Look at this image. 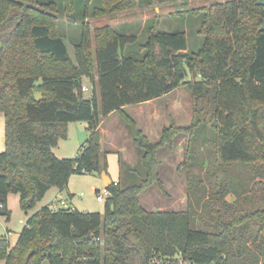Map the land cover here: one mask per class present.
Listing matches in <instances>:
<instances>
[{"label":"trees","instance_id":"obj_1","mask_svg":"<svg viewBox=\"0 0 264 264\" xmlns=\"http://www.w3.org/2000/svg\"><path fill=\"white\" fill-rule=\"evenodd\" d=\"M42 1L0 0V27H6L0 35L5 137L0 217L10 220L9 195H18L20 208L30 212L51 189L66 190L74 175H108L99 128L112 113L140 153L142 171L136 184L109 185L103 215L49 207L34 213L14 247L0 235V260L24 264L33 251L28 264H164L160 261L179 253L199 264H264V32L259 31L264 6L236 0L193 12L201 19L203 39L196 53L188 52L186 34L158 33L154 22L140 48L143 56L132 59L123 51L134 36L107 26L91 34L84 25L93 0H62L61 12L70 19L81 12L82 18L80 35L70 40L71 55L56 5ZM138 2L101 0L91 8L92 16L130 11ZM83 79L92 86L89 98L83 95ZM180 87L192 97V124L171 123L150 143L125 107ZM70 123H87L89 137L77 157L58 159L53 150L67 138ZM209 132L214 135L210 147ZM180 135L188 136L181 167L188 169V197L194 203L185 212H147L138 196L154 184L163 189L157 155ZM230 195L233 202L226 200Z\"/></svg>","mask_w":264,"mask_h":264},{"label":"rangeland","instance_id":"obj_2","mask_svg":"<svg viewBox=\"0 0 264 264\" xmlns=\"http://www.w3.org/2000/svg\"><path fill=\"white\" fill-rule=\"evenodd\" d=\"M226 1L236 0H186L184 2H173L161 5L150 4L148 0H139V2L130 11H119L111 14H105L92 16L91 8L98 6L101 0H93L88 8V16L84 20V25L90 30L92 34L97 28L109 27L119 34H126L127 36H134L135 40L123 51V56L127 58L140 59L143 56V52L140 48L146 43L148 37V29L156 22V30L158 33H184L186 34V43L188 44V52L196 53L203 47L202 36L198 34L200 29L201 19L196 17L193 12L201 10L211 4L225 3ZM44 2H51L56 5L55 14L59 17L60 23V34L64 38L69 52L72 55L73 47L70 40L77 39L80 35L79 25L81 24L82 18L80 13H77L75 17L70 19L68 15L61 12L62 0H43ZM61 12V13H60ZM16 12L14 11L13 14ZM6 27H0V35L3 33ZM186 81L191 82V74L186 76ZM83 84L86 85L88 91L84 92L85 98H89L92 91L90 82L86 79L82 80ZM164 103V104H162ZM174 105V107H172ZM148 107V106H145ZM136 108V106H135ZM164 108L163 114H158L152 123L146 124L149 127L164 124L165 127L175 122L180 123L179 128H188L192 124L194 119L192 97L189 91L185 87L176 89L163 102H153L149 109ZM148 108L137 110V113L149 111ZM133 111V108L128 110ZM129 115V114H128ZM133 119V118H132ZM175 119V120H174ZM174 121V122H173ZM144 123V122H141ZM154 124V125H153ZM137 125V123H136ZM87 123H71L67 129V138L58 143V146L53 150L55 156L58 159L75 158L78 156V150L89 137ZM138 128V126H137ZM142 128V127H141ZM139 129V128H138ZM143 129V128H142ZM152 134L154 132H151ZM151 139V140H150ZM188 136L180 135L171 145V147L165 146L159 150L157 160L159 162V178L163 189L161 190L158 185L154 184L151 188L142 191L138 196V202L142 208L147 212L155 213L161 212H185L188 204L192 199L188 197V184L187 176L188 169L181 167V164L185 160V146L187 143ZM151 142L154 138H149ZM208 146L212 144L214 135L208 133ZM5 137H4V119L3 115L0 114V153L4 151ZM167 147V148H166ZM196 148L205 151L203 144L196 142ZM208 147V148H209ZM101 151L105 156L108 174L113 182H119L122 186H131L136 184L140 178L142 171L140 165V153L139 157L136 155V150L133 152L129 149V158L133 160L130 168H135V172L128 173L123 167L122 159L120 154L113 153L108 150L107 146L101 141ZM205 153V152H204ZM203 153V155H204ZM121 160V162H120ZM193 173L198 174V169H194ZM242 174H237V177ZM72 178V187L75 191L74 201L77 202L78 209L80 211L85 210L88 213H98L103 215L104 202L98 203L96 196L98 194L90 192V184H95L99 192L102 194L103 186L101 176L95 175H74ZM55 191L51 190L45 197L37 203L35 208L30 212H24L19 206V196L9 195L7 198V207L11 212L9 222L4 217H0V235L6 236L7 242L10 247H14L18 234L26 226L27 220L33 216L34 213L42 210L48 206H55ZM81 195V196H79ZM235 198L233 196H227L226 200L233 202ZM192 203H194L192 201ZM198 212L200 209L197 210ZM0 264H5L4 260H0ZM43 264H47L44 262Z\"/></svg>","mask_w":264,"mask_h":264},{"label":"crops","instance_id":"obj_3","mask_svg":"<svg viewBox=\"0 0 264 264\" xmlns=\"http://www.w3.org/2000/svg\"><path fill=\"white\" fill-rule=\"evenodd\" d=\"M84 87L86 88V90L84 92L88 91V88L86 87V85H84ZM174 91H176V90H174ZM174 91L170 92L168 95L163 96L160 99L152 100V102L125 107L126 112L137 123L139 130L142 133H144V135L147 137L148 140H149V138H152V139L154 138L153 141L157 142L162 135V131L170 126V125H168L167 127H165L163 123L161 125H159V127H157V125L155 126L154 124H153L154 125L153 128L149 127V125L146 126V124L152 123L153 120H155V117L159 116L158 114H160V113L163 114V112H165L164 108H160L159 110L153 108L151 110V109H149V107L152 106L153 102H159V101L163 102V100H166L167 98H169V96L172 95V93ZM162 104H164V103H162ZM135 106H136V108H135ZM145 106H148V107H145ZM172 107H174V105ZM130 108H133V111L129 112L128 110ZM143 108H148L149 111L140 112V114H138L136 109L142 110ZM141 122H144V123H141ZM177 122H175V124L177 126H179L180 123H177ZM151 132H154V133L152 134ZM99 133L101 134L100 135V150H101V141L103 139V143L107 146L109 151H111L113 153H117V154L119 153L120 154V157L122 159V163L125 166L131 167L132 164H134L133 160L132 159L130 160V158H129L128 151L130 149L131 151L133 150V152H134L136 149L134 148L130 134L128 133L124 124L119 119V116H116V114L112 113V114H109L106 118H104L100 123ZM150 140H149L150 143H152V144L155 143V142H151ZM159 150H161V149H159ZM135 152H136V155L138 156L139 155L138 150H136ZM71 185H72V178L69 179L66 190H64L63 192H60L58 190L55 191V193H54L55 199H56L55 206L62 208L61 207L62 205H60V203L64 202L66 207H72V208H74V209H76L82 213L87 212L86 210L84 212V211H80L78 209V205H76L77 202L74 201L75 191ZM89 187H90L91 193H99V190L97 189L95 184H90ZM51 190H53V189H51ZM48 207L50 209H54V206H48Z\"/></svg>","mask_w":264,"mask_h":264},{"label":"built area","instance_id":"obj_4","mask_svg":"<svg viewBox=\"0 0 264 264\" xmlns=\"http://www.w3.org/2000/svg\"><path fill=\"white\" fill-rule=\"evenodd\" d=\"M86 88L83 87L82 88V91H85ZM95 194H98L96 196V201L98 203H102L106 200V198L109 197V192L107 191V188H103V192L102 194L99 192V193H95ZM81 196V195H80ZM60 205H62L60 207L58 206H54V210H58V209H64V210H73L74 208L72 207H66L65 203L64 202H61ZM161 263H164V264H199V263H196L195 261H191L190 259H186L184 258L181 254L177 253L174 257L172 258H167V259H164L163 261H160ZM157 264V263H156Z\"/></svg>","mask_w":264,"mask_h":264},{"label":"water","instance_id":"obj_5","mask_svg":"<svg viewBox=\"0 0 264 264\" xmlns=\"http://www.w3.org/2000/svg\"><path fill=\"white\" fill-rule=\"evenodd\" d=\"M258 6H264V0H258L256 3ZM261 27L259 29L260 32H264V18L261 21ZM35 100L36 101H40L41 100V95L39 93L35 94ZM263 118H264V114H263ZM101 181H102V186L104 188H108L109 185L112 183L110 177L106 174V172H102L101 174ZM128 241L132 244V245H136V241L135 238H133V235H129L127 237ZM33 255V251H30L24 258V264H28L29 262V258Z\"/></svg>","mask_w":264,"mask_h":264}]
</instances>
